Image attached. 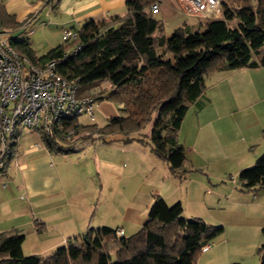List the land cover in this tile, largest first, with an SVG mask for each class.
Segmentation results:
<instances>
[{"label": "trees", "instance_id": "16d2710c", "mask_svg": "<svg viewBox=\"0 0 264 264\" xmlns=\"http://www.w3.org/2000/svg\"><path fill=\"white\" fill-rule=\"evenodd\" d=\"M165 1L126 0L121 16L85 22L75 30V41H63L42 56L26 40L10 38L8 43L36 67L55 61L58 75L79 81L77 98L89 97L90 89L107 84L110 94L104 91L95 102L114 100L123 114L97 128L99 133L120 135L128 144L151 115L158 113L151 151L180 178L187 172L182 169L185 153L177 142V132L189 107L204 93L205 77L213 71L264 67V0H221V18L207 21L204 30L178 28L169 36L152 10ZM0 22L14 28L20 25L1 5ZM75 47L78 49L73 51ZM94 126L79 125L77 117H71L59 121L52 136L40 138L47 150L69 153L74 145L60 143L64 139L59 128L78 131ZM12 158L5 159L0 177ZM237 179L246 192H264V153L251 167L240 170ZM181 214L179 203L168 206L157 197L144 224L132 236H119L118 230L107 227L88 229L85 236L65 241L47 256L23 255L24 236L16 230L1 232L0 264H195L201 248L211 245L223 228L199 218L186 220ZM261 235L258 255L259 264H264V227Z\"/></svg>", "mask_w": 264, "mask_h": 264}, {"label": "rangeland", "instance_id": "374dc122", "mask_svg": "<svg viewBox=\"0 0 264 264\" xmlns=\"http://www.w3.org/2000/svg\"><path fill=\"white\" fill-rule=\"evenodd\" d=\"M153 16L161 18L156 12ZM203 21L208 20L189 16L181 11L176 19L163 21L164 32L169 36L173 29L183 24L193 25L196 30L202 31L205 28ZM50 31V28H46L43 32H36L33 37L32 49L38 56L47 53L60 41V35ZM25 36L27 37L26 33L18 37L17 41L30 42ZM232 71L210 72L204 83L205 86L213 87L208 94L212 105L199 114L198 118L197 106L192 105L184 116V121L182 120L178 141L185 148L182 169H186L187 174L180 178L172 176L167 162L157 158L151 151L150 137L158 117L156 112L139 132L131 136L138 141L124 144L120 135L102 134L97 130L104 128L111 118L122 116L118 103L111 99L95 102L93 121L86 115L77 118L79 125H95L94 128L78 131L69 129L72 131L69 137L65 132L60 133L64 139L60 142L63 146L81 142L74 154L47 150L36 131L18 127L12 138L16 142V151L23 155V161L32 157L33 160L38 159L46 153L50 155L46 164L60 171L62 190L51 197L36 198V203H55L52 218L50 216L43 220L48 226L47 230H36L39 232L37 234L31 232L26 224L22 225L19 232L27 237L24 252L50 255L44 251L51 239L56 238L52 241L53 244L62 245L69 239L84 235V230H96L103 226L113 229L120 227L124 225V217L133 210L139 216L146 217V210L153 204L152 195L162 196L174 190L175 199L183 207L182 218H199L208 225L223 228V233L211 244L210 252L205 255L202 253L195 264H259L258 249L263 244L261 229L264 227L263 192L256 193V199L253 193L242 190L237 179V169L239 164H252V160H256L264 150L262 143L248 152L245 150L247 133L244 126L249 121L242 112L248 106L245 93L238 92L234 87L229 88L227 80L220 89L214 86L226 75L230 74L232 77ZM108 88L103 83L90 89L89 94L95 93V98H99L104 96L103 92H107ZM262 95L264 112V90ZM229 105L231 108H226ZM227 110L231 115L225 112ZM110 139H113L112 143H108ZM235 153L237 156H234ZM40 165L44 167L45 163ZM41 172L49 173L46 168H41ZM2 181L3 178L0 177V197L4 196ZM5 182L9 203L1 207L0 229L8 232L7 230L11 231L13 226L25 220L27 213L24 212L27 207L24 204L29 199L17 182ZM170 184L173 186L165 193ZM141 225L134 222L126 224L124 237L132 236Z\"/></svg>", "mask_w": 264, "mask_h": 264}, {"label": "crops", "instance_id": "0c3cea01", "mask_svg": "<svg viewBox=\"0 0 264 264\" xmlns=\"http://www.w3.org/2000/svg\"><path fill=\"white\" fill-rule=\"evenodd\" d=\"M125 1L126 0H0V5L2 6L4 12L9 17H11L14 23L20 24L19 26L14 28V27H10V25L7 24L2 25L0 22V34L3 36V38L5 36V40L9 41L10 38L14 40H18V37L26 33L27 37L26 36L25 37L29 38L30 42L28 41L27 42L29 43L32 49L33 37L35 33L39 31L43 32L46 28H50L51 30L50 32L52 34L57 33L60 35V41H58V44L55 45L56 47L63 44L62 32L64 30H72V31L78 30L81 27V25H83L85 22L89 20L99 21L103 19H109L110 17L113 16H121L125 11ZM154 12L160 14L161 18L159 20L163 23V21L170 18L176 19V17L179 15V12H181V6L179 2L176 0L174 1L166 0L165 2L161 3L158 9ZM212 19L214 18H210L207 20L209 21ZM206 23L207 21H203L204 24L203 26H205ZM178 28H189L192 31H198L196 30V27L188 24H183L182 26H178L175 29ZM175 29H173L172 32ZM220 71H226V70H220ZM263 72H264V67L258 69L243 68V69L233 70L231 72L232 77L230 74L226 75L224 79H222L221 81H219L214 85L218 87V89H220L221 86L225 84L227 80V86L229 88L234 87L235 89L238 90V92L245 93V100L247 101L248 106H245L242 112L245 113L246 120H249L247 125L244 126L246 129L245 131L247 133V140H244L245 150H247V152L250 151L252 148L256 147L257 145H259V143H262V147L264 150V112H263V106L261 105V103L263 102L262 92L264 90ZM212 88L213 87L211 85L205 86L204 93L192 104L193 106H197V111H196L197 118L199 114L203 113L209 106L212 105V103H210L211 102L210 97L208 96ZM228 107L231 108V105L226 106V108ZM225 112H228V110ZM228 113L231 115L230 112ZM215 115L217 116V114ZM113 139L108 140V143H112L111 140ZM99 141L102 142V140ZM134 141H138V139H135ZM177 142L183 148V150H185V148L178 141V132H177ZM79 143L81 142H77L73 146L71 152L67 154H72V153L74 154L75 152H77L79 149L78 147ZM102 144L105 143L103 142ZM15 145L16 142L14 143L13 141L12 144L13 158L8 168L6 169L5 175L2 177L3 178L2 182L4 184L6 183L5 181H9V180H11L13 183L17 182L21 190L27 195L29 201L27 202V204H24V207H27V211L24 212L27 213L26 214L27 217L25 216V220H23L22 222L23 224L22 223L20 224L19 222V224L13 226L11 230H16V232L21 234L19 231L21 230L22 225L26 224L29 230L31 232L33 231L34 234L39 233L36 232L37 228H41L45 232L47 230L46 227L48 226L45 222H43V220L48 219L50 216L52 218L51 212L53 210L52 208L55 203L43 202L42 204H40L38 202L36 203L35 200L36 198L39 197L40 198L51 197L54 194L56 195V193L62 192L59 182L60 171L47 166L46 164L47 159L50 156L47 153L39 156L38 159L33 160L32 157L26 161H23L24 157H22L23 155L20 154V151H16ZM234 156H237V154L235 153ZM41 158L42 160H39ZM253 162H255V160H252L251 162L252 164H247L245 166L239 164L237 171L239 172L240 170L245 169L247 166L248 168L251 167L253 165ZM42 163H45L44 167L40 165ZM183 166H184V162H183ZM41 168H46L47 171H49V173L47 174L42 173ZM97 169H98V165H97ZM171 175L176 177L172 173ZM46 177H50L51 179L50 178L48 179ZM171 185L172 184H170L169 188L165 190V193H168L170 191ZM3 193L4 196L0 197V210L1 207H5L9 203V198H8L9 192L7 190V186L4 189ZM262 194L264 197V192ZM175 196L176 195L174 190L172 191V193L166 195L162 194V196L155 194L151 196L152 203L157 197L160 198L162 197V199L165 201V203L168 206H172L176 203H179L181 205L182 213H183L182 204L177 198L175 199ZM254 197L256 198V195ZM149 209L150 208L146 210L147 211L146 217ZM146 217L139 216L137 214V211L133 210L124 217V221L122 223L124 225H121L120 227L118 226L114 228V230L115 229L121 230L122 236H125L124 227L126 226V224L134 222V223H139V225L141 224L143 225L146 220ZM38 225H40V227ZM7 231H10V229ZM86 231L87 230H84L82 233L85 234ZM1 232H4V229H0V233ZM54 239L56 238L51 239L50 243L47 245L46 251H44L45 253L48 252L51 253L56 247L61 245V243L53 244L52 241H54ZM26 241H27V237L24 236V240L21 246L23 255L25 256L36 255V254H32L33 252H28V253L24 252V244ZM208 252H210V249L209 251L205 252L203 255L207 254Z\"/></svg>", "mask_w": 264, "mask_h": 264}, {"label": "built area", "instance_id": "2783aa9c", "mask_svg": "<svg viewBox=\"0 0 264 264\" xmlns=\"http://www.w3.org/2000/svg\"><path fill=\"white\" fill-rule=\"evenodd\" d=\"M181 11L201 19H219L222 16L221 0H176ZM158 7L152 6L156 11ZM77 33L64 30L62 39L73 42ZM75 47L73 51L77 50ZM55 61L47 62L42 68L31 65L17 54L0 34V168L12 154V138L16 129H30L38 135L52 136L55 125L71 117L86 115L93 121L95 93L77 98L78 80L67 81L55 72ZM19 125V126H18ZM67 137L72 131L62 130ZM5 189L6 184L2 183ZM121 236L122 231L118 230ZM210 244L201 248L205 253Z\"/></svg>", "mask_w": 264, "mask_h": 264}, {"label": "water", "instance_id": "95a60500", "mask_svg": "<svg viewBox=\"0 0 264 264\" xmlns=\"http://www.w3.org/2000/svg\"><path fill=\"white\" fill-rule=\"evenodd\" d=\"M85 236V235H84Z\"/></svg>", "mask_w": 264, "mask_h": 264}]
</instances>
